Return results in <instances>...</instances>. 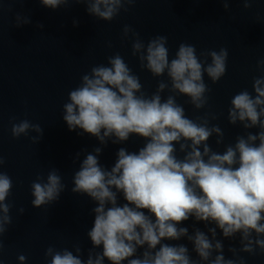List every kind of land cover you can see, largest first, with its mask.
<instances>
[{"label":"clouds","instance_id":"1","mask_svg":"<svg viewBox=\"0 0 264 264\" xmlns=\"http://www.w3.org/2000/svg\"><path fill=\"white\" fill-rule=\"evenodd\" d=\"M220 2L230 11L232 0ZM256 2L242 0L245 9ZM39 3L52 10L70 3L84 4L90 16L110 22L122 10L128 12L137 0ZM30 23V17L17 14L16 27ZM78 25L74 19L73 27ZM37 27L43 29L44 25ZM122 38L131 40L132 55L141 69L154 78L166 75L167 81L159 80L155 92L147 95L140 77L116 53L107 57V64L93 66L68 93L63 120L69 131L79 129L78 135L95 137L100 145L85 152L82 160L80 152L73 158L74 164L79 161V168L73 173L71 192L87 196L96 205L91 210L93 227L87 232L92 247L85 261L78 245L75 255L67 248L50 246L45 252L51 258L49 264H246L240 253L264 255V59L257 62L262 74L253 78L252 92L244 89L231 98L228 122L242 125L245 132L221 153L208 143L213 135L217 145L224 142L220 126H209L218 117L206 112L189 118L177 97H187L186 103L196 110L204 109L211 92L204 76L216 83L225 75L228 50H207L198 56L195 45L180 43L170 59L167 36L156 35L145 43L137 31L125 25ZM166 90L170 94L162 98ZM30 131L37 133L31 141L39 143L44 131L40 124L25 119L11 127L14 138ZM133 135L145 141L138 151L121 147L110 169L100 163L109 141L123 144ZM4 163L0 156V169ZM12 187L11 177L0 170V255L4 234L13 223V205L6 202ZM66 188L56 168L48 172L46 181L38 175L31 184V205H52ZM121 198L125 203H120ZM19 212L23 214L25 209ZM189 219L193 221L191 232L181 226ZM200 223L206 231L196 226ZM237 236L240 247H229L232 258H226L223 240ZM182 239L192 245L191 252L186 244L167 242ZM101 246L102 251H96ZM26 259L18 256L20 264Z\"/></svg>","mask_w":264,"mask_h":264},{"label":"water","instance_id":"2","mask_svg":"<svg viewBox=\"0 0 264 264\" xmlns=\"http://www.w3.org/2000/svg\"><path fill=\"white\" fill-rule=\"evenodd\" d=\"M86 7L70 3L52 10L39 0H0V156L5 161L0 170L13 181L6 198L13 205V223L3 237L0 264H20L19 255L26 256L24 264H49L51 258L45 256L48 247L67 248L75 255L76 245L86 261L92 247L87 232L93 227L91 210L96 205L87 196L71 192L72 176L79 168V161L74 164L73 158L80 152L82 160L85 152L100 145L95 137L78 135L79 129L69 131L63 120L68 93L93 66L107 64V57L116 53L140 77L147 95L155 92L159 80L167 81L166 75L154 78L141 69L138 58L132 55L131 40L122 38L125 25L137 31L145 43L156 35L167 36L170 59L180 43L195 45L198 56L202 51L226 48L229 55L225 75L216 83L204 76L211 89L208 105L196 110L184 96H178L177 103L184 105L189 118L206 112L218 117L210 120L209 126H220L224 142L217 145L213 135L208 141L213 151L222 153L245 132L242 125L229 124L227 113L231 98L244 89L252 92L253 78L262 74L257 62L264 59V0H257L249 9L244 8L242 0H232L230 11H225L220 0H137L128 12L122 10L110 22L90 16ZM17 14L30 17L31 23L16 27ZM74 19L79 21L77 27H73ZM38 24L44 28H38ZM169 94L166 90L162 98ZM25 119L42 126L39 143L31 141L37 135L32 131L27 136H12V124ZM249 131L255 133L258 129ZM144 143L135 135L123 144L109 141L99 157L100 163L110 169L119 148L138 151ZM53 168L59 170L67 188L58 202L34 208L31 184L38 175L46 181ZM120 203L125 201L121 198ZM20 208L25 209L23 214ZM192 223L189 219L181 226L191 232ZM196 226L206 231L203 223ZM218 238H222L219 232ZM167 242L186 244L191 252L192 245L186 239ZM223 243L226 258H232L228 248H239V237L224 239ZM96 251H102V246ZM240 255L246 264H264L262 254ZM192 257L198 259L195 253Z\"/></svg>","mask_w":264,"mask_h":264}]
</instances>
